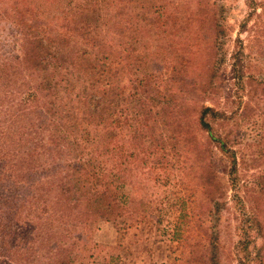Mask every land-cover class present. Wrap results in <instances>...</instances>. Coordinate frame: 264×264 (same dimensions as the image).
<instances>
[{
    "label": "trees",
    "instance_id": "1",
    "mask_svg": "<svg viewBox=\"0 0 264 264\" xmlns=\"http://www.w3.org/2000/svg\"><path fill=\"white\" fill-rule=\"evenodd\" d=\"M180 6L171 0H0V20H11L7 38L14 42L6 51L1 44L5 36L0 35V264H81L98 247L95 225L122 216L117 189L134 168L114 161L118 148H106L109 89L90 80L107 77L102 60L109 49L131 59L136 75L141 67L148 72L154 59L150 42H160L170 28L178 27L167 22L170 7L178 12ZM183 18L184 28H197L195 14ZM163 47L159 55H165ZM151 74L139 82L159 100L164 81ZM222 115L201 106L199 124L222 151L231 152L215 134L213 123ZM113 123L117 127L118 121ZM111 131L115 137L116 128ZM139 136L133 132L134 139ZM137 159L130 157L129 162L135 165ZM141 160L150 174L162 170L159 161L149 166L147 157ZM258 179L263 180L261 188L251 196L256 204L247 200L249 236L238 242L239 264H264V247L256 244L258 238L264 240L256 208L263 199L264 177ZM253 185L258 186L256 179ZM213 203V216L219 220L222 203ZM185 215L181 211L179 221ZM215 227L205 264H221Z\"/></svg>",
    "mask_w": 264,
    "mask_h": 264
},
{
    "label": "rangeland",
    "instance_id": "2",
    "mask_svg": "<svg viewBox=\"0 0 264 264\" xmlns=\"http://www.w3.org/2000/svg\"><path fill=\"white\" fill-rule=\"evenodd\" d=\"M171 1L184 5L178 12L170 7L167 25L177 22L178 27L160 42H150L154 59L148 72L141 67L136 75L131 59L109 49L102 60L107 77L90 80L109 89L105 146L110 152L118 148L114 161L134 169L117 189L122 216L95 225L98 247L81 264H205L214 224L221 264H239L242 257L238 242L248 235L249 201L255 203L251 196L264 177V0ZM186 13L196 15L197 28H184ZM10 22L0 20L6 51L14 46L7 38ZM160 46L165 55L157 53ZM147 74L164 81L159 100L139 82ZM201 106L223 113L213 125L231 152L222 151L200 126ZM130 157L138 158L135 165ZM144 157L149 166L159 161L162 170L148 173ZM215 199L222 203L219 220L213 216ZM256 208L264 223V194ZM181 211L186 214L182 222ZM256 242L264 247L261 238Z\"/></svg>",
    "mask_w": 264,
    "mask_h": 264
}]
</instances>
